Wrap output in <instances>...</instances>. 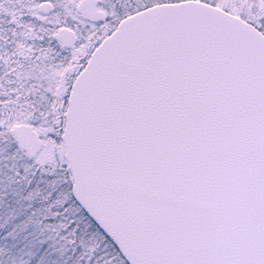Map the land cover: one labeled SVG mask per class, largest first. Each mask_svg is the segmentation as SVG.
Returning a JSON list of instances; mask_svg holds the SVG:
<instances>
[{"label":"snow or ice","instance_id":"1","mask_svg":"<svg viewBox=\"0 0 264 264\" xmlns=\"http://www.w3.org/2000/svg\"><path fill=\"white\" fill-rule=\"evenodd\" d=\"M0 264H264V0H0Z\"/></svg>","mask_w":264,"mask_h":264}]
</instances>
